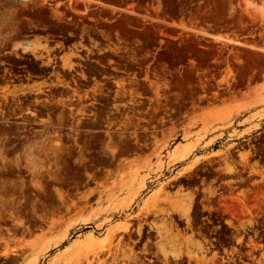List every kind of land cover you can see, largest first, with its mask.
<instances>
[{"label": "rangeland", "instance_id": "1", "mask_svg": "<svg viewBox=\"0 0 264 264\" xmlns=\"http://www.w3.org/2000/svg\"><path fill=\"white\" fill-rule=\"evenodd\" d=\"M96 1L85 15L87 5L76 6L75 18L117 32V56L107 40L93 57L122 71L114 100L99 87L76 88L68 99L57 93L50 109L29 110L55 119L0 123L4 264H98L131 215L159 209L161 177L201 162L231 172L256 160L252 177L260 163L262 184L244 205L260 206L264 218V104L252 105L264 94V0ZM69 58L62 65L76 69L79 58ZM90 95L100 104L83 105Z\"/></svg>", "mask_w": 264, "mask_h": 264}, {"label": "flooded vegetation", "instance_id": "2", "mask_svg": "<svg viewBox=\"0 0 264 264\" xmlns=\"http://www.w3.org/2000/svg\"><path fill=\"white\" fill-rule=\"evenodd\" d=\"M98 3L0 0V123L55 119L29 110L50 109L60 98L57 93H64L63 98L68 99L76 88L91 92L99 87L105 90L100 95L114 100L115 78L122 71L115 59L102 64L93 57L107 51L103 48L107 40L111 54L117 56V32L107 36L95 18H75L74 12L76 6L87 5L86 12H81L85 15L96 10ZM69 56L79 58L73 63L76 69L63 66L70 65ZM40 83L41 90L33 88ZM87 98L93 100L85 106L100 104L92 95ZM62 118L79 119L69 115ZM243 142L240 149L248 145L246 139ZM249 146L260 150L258 141ZM255 161L236 162L231 172L225 170L222 161L201 162L192 171L161 177L159 209L131 215L111 249L99 252L98 264H264L261 207L249 209L244 205L251 188L262 184L260 163L253 169L254 176L250 175ZM9 220L0 216V234L10 228L5 225Z\"/></svg>", "mask_w": 264, "mask_h": 264}, {"label": "bare ground", "instance_id": "3", "mask_svg": "<svg viewBox=\"0 0 264 264\" xmlns=\"http://www.w3.org/2000/svg\"><path fill=\"white\" fill-rule=\"evenodd\" d=\"M257 1V0H256ZM259 2H260V0H259ZM213 38H216V39H218V40H221V41H232L231 39H228V38H223V37H221L220 35H213ZM220 41V42H221ZM250 47V46H249ZM259 49V48H258ZM257 100V101H256ZM256 100H254V102H253V104L252 105H254V104H256V103H258V104H264V94L263 95H261L260 97H258V99L256 98ZM251 104V103H250ZM254 107V106H253ZM245 109V108H244ZM242 111V110H241ZM188 148V147H187ZM177 152V151H176ZM179 152V151H178ZM180 152H182V151H180ZM175 154V153H174ZM178 153H176L174 156H176ZM179 155H181V154H178V156ZM172 156V155H171ZM170 157V159L171 160H173L175 157ZM178 156H176V157H178ZM179 160V159H178ZM121 225V224H120ZM123 229H126V227L124 226L123 227ZM84 239H86V238H84ZM91 240V239H90ZM90 240L89 241H87V242H90ZM81 242H82V240H81ZM101 242V241H100ZM71 245H74V243L73 244H71ZM103 247V246H102Z\"/></svg>", "mask_w": 264, "mask_h": 264}, {"label": "crops", "instance_id": "4", "mask_svg": "<svg viewBox=\"0 0 264 264\" xmlns=\"http://www.w3.org/2000/svg\"><path fill=\"white\" fill-rule=\"evenodd\" d=\"M54 248V246H52ZM63 249V248H62ZM11 255H14V253H10ZM24 262L22 260H19L16 264H23Z\"/></svg>", "mask_w": 264, "mask_h": 264}, {"label": "water", "instance_id": "5", "mask_svg": "<svg viewBox=\"0 0 264 264\" xmlns=\"http://www.w3.org/2000/svg\"><path fill=\"white\" fill-rule=\"evenodd\" d=\"M211 34H214V33H211Z\"/></svg>", "mask_w": 264, "mask_h": 264}]
</instances>
